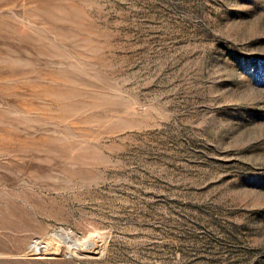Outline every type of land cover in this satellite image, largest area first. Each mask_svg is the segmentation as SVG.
Segmentation results:
<instances>
[{
	"label": "rangeland",
	"instance_id": "374dc122",
	"mask_svg": "<svg viewBox=\"0 0 264 264\" xmlns=\"http://www.w3.org/2000/svg\"><path fill=\"white\" fill-rule=\"evenodd\" d=\"M0 264H264V0H0Z\"/></svg>",
	"mask_w": 264,
	"mask_h": 264
},
{
	"label": "bare ground",
	"instance_id": "6f19581e",
	"mask_svg": "<svg viewBox=\"0 0 264 264\" xmlns=\"http://www.w3.org/2000/svg\"><path fill=\"white\" fill-rule=\"evenodd\" d=\"M63 243H64V242H63ZM72 243H73V245H74V244H77V245H79L80 247H81V246H85L83 240H76V242H71V244H72ZM71 244H69V245L71 246ZM69 245H68V246H69ZM65 246H66V245H65ZM70 246H69V247H70ZM76 247H78V246H76ZM69 249H71V248H69ZM72 249H73V248H72Z\"/></svg>",
	"mask_w": 264,
	"mask_h": 264
}]
</instances>
